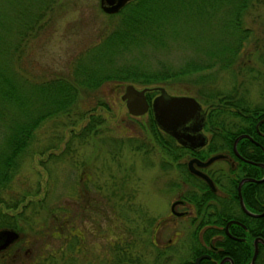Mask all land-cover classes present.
<instances>
[{
	"label": "rangeland",
	"instance_id": "374dc122",
	"mask_svg": "<svg viewBox=\"0 0 264 264\" xmlns=\"http://www.w3.org/2000/svg\"><path fill=\"white\" fill-rule=\"evenodd\" d=\"M19 8H27L25 33L19 28V22L11 21L13 16L15 18L14 10ZM113 13L116 12H103L99 0H0L1 56L8 59L9 67L15 66L16 71L29 80H46L65 73L75 57L111 27L113 18L107 15ZM244 22L252 32L235 59L237 67L207 73L206 79L198 75L194 78L199 79L200 92L225 96L228 93L224 91L232 92L241 86L247 99L264 103V2L249 9ZM2 42L9 45L2 46ZM182 46L181 42H175L164 50L149 45L139 51L134 49L130 51V55L135 56L131 64L142 60L153 67L160 62L175 68L191 55V51ZM124 85L119 87L118 83L108 82L85 90L78 94L70 112L46 115L20 155L17 172L6 187L0 189V223L14 225L13 228L28 239L27 255H23L26 261L43 253L44 264H85L84 255L88 250L84 247L82 255L79 250L73 252L70 241L74 236L69 235L73 231L85 236L84 242L88 249L91 245V254L96 258H104L102 247L107 238L108 258L125 261L118 264H139L136 257L140 254L148 262L151 259L152 255L148 257L147 252L142 251L144 248L140 252L138 246L135 247L128 219L135 218L136 198L141 207L153 215L163 214L173 190L166 187V176L157 166L163 157L160 147L147 133L146 113L129 117L120 100ZM155 87H162L169 94L188 91L186 95L193 96L194 93L188 79L159 82L148 88ZM99 101L105 102L107 108L98 106ZM89 112L99 114L101 121L97 124L99 131L85 137L82 127L87 124ZM80 113H84L82 117ZM50 146L52 148L47 149ZM176 169L172 164L169 173L173 180L178 173ZM122 227L127 228L130 236L124 234ZM165 227L157 234L160 244L172 234L171 228ZM176 227L179 228L178 224ZM138 230L139 235L145 233ZM189 230L185 228L183 238ZM118 237L126 238L119 244ZM179 253L178 247L167 262L157 263L175 264L181 258ZM189 253L187 250L185 259ZM142 260L140 264H146Z\"/></svg>",
	"mask_w": 264,
	"mask_h": 264
},
{
	"label": "trees",
	"instance_id": "16d2710c",
	"mask_svg": "<svg viewBox=\"0 0 264 264\" xmlns=\"http://www.w3.org/2000/svg\"><path fill=\"white\" fill-rule=\"evenodd\" d=\"M263 2L264 0H128L116 13L107 15L108 18H113V22L97 42L80 52L65 73H57L46 80L24 78L16 71L15 66L9 67L8 59L3 58L0 53V189L6 187L17 172L20 155L45 116L49 113L70 112L80 92L97 88L104 83H118L119 87L125 83L153 87L159 82L191 80L193 96L208 107L206 120H210L212 113L217 111V107L211 104L227 101L233 94H229L230 89L224 91L229 96L200 92V84H197L199 79L195 80L194 77L198 75L201 79H206L207 73L210 75L217 70L231 71L233 67H237L235 59L249 41L252 32L245 25V17L249 9ZM25 10L27 8L14 10L18 20L14 16L11 18L13 23L21 24L19 28L23 33L27 27ZM175 42H181L183 49L191 51L190 57L175 68L160 62L153 67L142 60L131 64L135 56H131L130 51H139L146 45L164 50ZM5 44L9 45L1 43L2 46ZM9 55L8 50L7 56ZM156 93L152 88L145 93L148 103ZM97 105L107 108L102 101ZM83 114L80 113V117ZM146 115L147 133L162 152L170 154L172 163L179 169L183 165L179 158L190 150L160 131L152 120L150 110ZM100 121L99 114L89 112L87 124L82 127V136L87 137L90 132L96 134ZM50 148L52 146L47 149ZM23 197L22 195L20 201ZM245 220L251 231L264 229L260 219L245 216ZM0 226L14 227L4 222ZM263 233L259 235L263 236ZM197 251L198 249L190 250L189 255H195ZM230 255L235 264L241 263L240 257ZM247 261L248 259L244 264ZM253 264H264L263 246H259Z\"/></svg>",
	"mask_w": 264,
	"mask_h": 264
},
{
	"label": "flooded vegetation",
	"instance_id": "af4514ba",
	"mask_svg": "<svg viewBox=\"0 0 264 264\" xmlns=\"http://www.w3.org/2000/svg\"><path fill=\"white\" fill-rule=\"evenodd\" d=\"M242 88L235 87L231 92L233 94L231 99L211 104L217 107V111L212 113L210 120H206L208 107L200 103L205 112L201 128L205 143L199 149H189L190 152L180 157L179 162L183 165L179 169L172 163L170 154L162 152L160 148L163 160H160L157 166L166 176V187L172 189L173 193L167 201V209L160 215H153L154 213L145 210L136 198L133 208H136L137 212L133 220L128 219L131 224H128V227L135 237L132 240L135 247L138 246L137 250L141 252L140 249L144 248L142 251L147 252L148 257L152 255L148 262L144 254L142 253L144 258H141L140 254L136 257L139 264L142 259L146 264H160L162 260L167 262L171 252L178 250V247L181 258L175 264H194L195 258L200 255L203 257L199 259L198 264H235L230 254L240 257L242 261L238 264H244L246 259L249 264L254 238H261L264 241V229L251 231V227L245 223L246 216L260 219L264 225V103H255L247 99ZM212 156L217 157L205 165L191 163L193 169L201 172L206 178L189 170L188 160L195 158L203 163ZM172 164L178 172L175 180L171 179L169 173ZM243 208L250 213L262 215L251 216ZM177 224L179 228L176 227ZM165 226L171 228L172 234L160 244L157 234L159 235ZM187 227L190 229L189 233L183 238V231ZM138 228L147 234L139 235ZM3 229L14 230L17 237L4 248H0L1 264H11L12 261L18 264L45 263L44 259H41L43 253L38 254L35 259L26 261L27 258H23V255H27L25 252L28 239L10 226H0V231ZM121 230L126 235L130 233L127 228L122 227ZM256 232L258 235H254ZM57 233L53 235L57 236ZM262 233L263 236H260ZM69 235L74 236L70 241L74 253L79 250L82 255L83 251L85 252L84 247L88 250L87 255L86 252L84 255L85 264L110 263L107 256V238H104L105 245L102 249L105 255L101 259V256L96 258L91 254V245L88 249L84 242L85 236L81 232L73 231ZM140 236L144 237L141 239ZM124 238L126 237L122 239L118 237L119 244ZM4 239V236H0V247ZM259 246L264 247V244L257 240V252ZM195 249H198V253L189 255L191 258L186 260L187 250ZM110 261L112 264L125 262L118 259Z\"/></svg>",
	"mask_w": 264,
	"mask_h": 264
},
{
	"label": "water",
	"instance_id": "95a60500",
	"mask_svg": "<svg viewBox=\"0 0 264 264\" xmlns=\"http://www.w3.org/2000/svg\"><path fill=\"white\" fill-rule=\"evenodd\" d=\"M128 0H99V6L103 12H116ZM158 91L148 103L145 93L150 90L148 87L137 88L133 84L127 83L124 85L120 100L124 102L127 113L130 116L138 117L150 110L152 120L159 130L169 135L175 142L190 150H196L202 147L205 143V136L201 132L204 121L205 112L200 103L191 95L186 94H169L162 87L152 88ZM215 157H210L207 161L201 163L193 158L188 160V168L196 175L206 178L201 172L193 169L191 163L197 165H205L211 162ZM253 180L254 179H249ZM261 180V179H260ZM258 180V181H260ZM241 207H243L240 200ZM244 209V208H243ZM245 210V209H244ZM251 216H260V214L250 213ZM0 236H4V242L0 248H4L16 236L14 230L4 229L0 231ZM259 240L264 244L261 238H254L253 251L249 264L254 263L257 253L256 242ZM200 255L195 258L194 264H198Z\"/></svg>",
	"mask_w": 264,
	"mask_h": 264
}]
</instances>
